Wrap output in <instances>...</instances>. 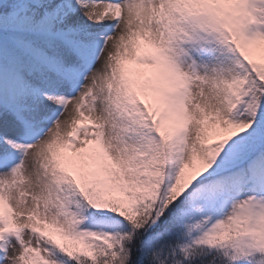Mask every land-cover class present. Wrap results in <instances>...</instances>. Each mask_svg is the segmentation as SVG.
I'll use <instances>...</instances> for the list:
<instances>
[{"label": "snow or ice", "instance_id": "obj_1", "mask_svg": "<svg viewBox=\"0 0 264 264\" xmlns=\"http://www.w3.org/2000/svg\"><path fill=\"white\" fill-rule=\"evenodd\" d=\"M0 264H264V0H0Z\"/></svg>", "mask_w": 264, "mask_h": 264}]
</instances>
